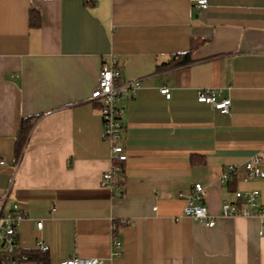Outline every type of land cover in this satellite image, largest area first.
Instances as JSON below:
<instances>
[{"label": "crops", "instance_id": "0c3cea01", "mask_svg": "<svg viewBox=\"0 0 264 264\" xmlns=\"http://www.w3.org/2000/svg\"><path fill=\"white\" fill-rule=\"evenodd\" d=\"M193 41L192 62L164 66ZM109 56L123 79L141 80L137 96L121 101L127 160L118 191L101 185L111 148L90 98ZM207 87L231 98L229 113L197 100ZM27 116L39 118L16 161ZM263 149L264 0H209L205 9L191 0H0V211L19 205L20 246L47 244L51 264L73 255L103 264H264L262 220L221 214L235 199L221 180L230 164L237 189L258 188L264 204V178L242 181L243 164ZM196 183L214 226L183 214L178 192Z\"/></svg>", "mask_w": 264, "mask_h": 264}, {"label": "built area", "instance_id": "2783aa9c", "mask_svg": "<svg viewBox=\"0 0 264 264\" xmlns=\"http://www.w3.org/2000/svg\"><path fill=\"white\" fill-rule=\"evenodd\" d=\"M194 6L198 8H207L209 0H191ZM141 88V80H127L122 78L121 67L118 65L117 58L113 56L104 59L100 70L99 80L96 87L92 90L91 100L100 107L103 119V138L110 144L111 165L108 170L102 174L101 185L111 190L118 191L125 184L124 168L127 160V153L123 145V136L125 124L123 121L125 110L121 105L124 98H135L138 90ZM161 92L167 98H170V87H161ZM218 91L214 88L198 89L197 100L211 105L213 108L223 113H229L231 109V98H218ZM4 163V162H2ZM264 149L252 155L244 164V174L242 181L248 183L257 178H264ZM238 167L234 164L228 165L222 174V182H227L233 174H237ZM235 199L233 201H224L221 206L223 216H250L258 217L264 224V204L259 201L260 190L236 189L234 191ZM179 197H185L187 204L183 214L202 222L208 226L215 225V217L209 213L205 204L206 189L201 183H196L191 188L189 194L185 196L184 192H178ZM24 214L19 205L9 210L0 211V250L1 248L8 252H13L20 246L18 237V226ZM123 224L129 223L122 220ZM38 228L43 226L40 220L37 222ZM264 234V229L260 230ZM36 246L43 250H48L47 244L39 241ZM123 244L120 239L113 236L112 254L119 256L122 253ZM60 264H103L101 258H84L73 255Z\"/></svg>", "mask_w": 264, "mask_h": 264}, {"label": "trees", "instance_id": "16d2710c", "mask_svg": "<svg viewBox=\"0 0 264 264\" xmlns=\"http://www.w3.org/2000/svg\"><path fill=\"white\" fill-rule=\"evenodd\" d=\"M41 22L40 13L34 9L31 10L30 24L31 26H38ZM199 42H192L191 48L188 52L180 53L174 55L172 59L165 63L164 66L168 68H177L184 66L192 62L191 54L192 50L198 46ZM39 116H27L23 117L16 135L15 141V157L16 161H19L26 144L29 139L30 132ZM232 189L236 190L237 175L233 174L229 181H227ZM118 224V223H117ZM120 224L116 225L115 228H118ZM126 225V224H124ZM23 261H35L38 264H51L49 250H43L38 246L33 248H23L21 246L17 247L13 252H8L1 248L0 250V264H20Z\"/></svg>", "mask_w": 264, "mask_h": 264}]
</instances>
